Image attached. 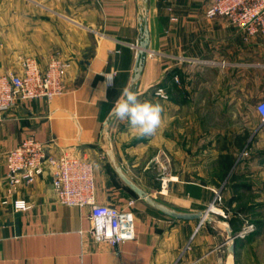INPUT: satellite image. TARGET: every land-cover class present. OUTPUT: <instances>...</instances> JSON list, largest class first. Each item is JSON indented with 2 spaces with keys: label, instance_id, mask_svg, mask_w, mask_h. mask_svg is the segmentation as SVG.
I'll return each mask as SVG.
<instances>
[{
  "label": "crops",
  "instance_id": "0c3cea01",
  "mask_svg": "<svg viewBox=\"0 0 264 264\" xmlns=\"http://www.w3.org/2000/svg\"><path fill=\"white\" fill-rule=\"evenodd\" d=\"M210 2L0 0V74L20 72L25 56L41 68L52 56L67 64L63 95L0 112V264H226V226L239 233L249 224L236 236L233 264H264V120L255 107L264 97V37L205 16ZM142 26L149 46L131 85ZM125 87L163 105L154 135L114 115L105 127ZM29 136L52 156L92 162L97 202L131 210L135 237L116 247L93 239L88 208L57 201L48 166L10 192L5 154ZM110 141L149 195L206 218L176 220L138 198L103 153ZM161 151L170 158L164 190ZM216 191L214 207L226 217L208 211ZM17 198L29 208L14 211Z\"/></svg>",
  "mask_w": 264,
  "mask_h": 264
},
{
  "label": "built area",
  "instance_id": "2783aa9c",
  "mask_svg": "<svg viewBox=\"0 0 264 264\" xmlns=\"http://www.w3.org/2000/svg\"><path fill=\"white\" fill-rule=\"evenodd\" d=\"M205 16H222L233 25L242 29L248 36L260 34L264 37V0H211L206 7ZM20 72L0 74V112L9 110L17 102L33 99L52 100L66 91L63 77L67 64L52 56L45 68L32 56L20 59ZM162 89H157L156 92ZM163 91V90H162ZM256 110L264 120V97L256 103ZM163 165L159 166L158 179L162 190L166 189L169 175L170 158L164 151L159 154ZM48 166L52 172V187L57 201L66 206L88 208L90 221L89 234L97 241H106L111 246L131 240L135 237V218L131 210H121L114 206L97 202L95 195L94 164L73 154L62 153L59 156L48 154L46 144L29 136L5 154V180L10 192L23 184L33 183ZM221 202L218 191L208 211L226 217L220 209L214 207ZM3 203H7L3 201ZM133 201L129 202L132 205ZM14 211L29 208L24 199H13ZM253 230L247 225L238 233L244 236Z\"/></svg>",
  "mask_w": 264,
  "mask_h": 264
},
{
  "label": "water",
  "instance_id": "95a60500",
  "mask_svg": "<svg viewBox=\"0 0 264 264\" xmlns=\"http://www.w3.org/2000/svg\"><path fill=\"white\" fill-rule=\"evenodd\" d=\"M146 7V3H144ZM149 46V33L146 26L141 27V37L138 45V50L136 54L134 74L131 79V85L137 83L140 78L141 71L144 64L145 52L148 50ZM113 116L111 112L109 117L105 122V127H108L109 119ZM103 153L107 158L108 163L112 167L115 174L126 184V186L140 199H142L146 204L152 208L158 210L159 212L170 216L176 220H199L203 221L206 218V212H188L179 210L172 207L171 205L162 202L155 197L149 195L121 166L117 160L111 141L109 145L103 149ZM226 231V252L227 259L226 264H233L235 257V244L236 236L238 233H233L230 226L227 225L225 228Z\"/></svg>",
  "mask_w": 264,
  "mask_h": 264
},
{
  "label": "clouds",
  "instance_id": "9594fccd",
  "mask_svg": "<svg viewBox=\"0 0 264 264\" xmlns=\"http://www.w3.org/2000/svg\"><path fill=\"white\" fill-rule=\"evenodd\" d=\"M113 78L108 76L109 81ZM157 95L163 96L164 93L160 90ZM112 113L119 120H126L140 136L150 137L162 124L163 105L159 101L141 100L137 92L125 87L113 103Z\"/></svg>",
  "mask_w": 264,
  "mask_h": 264
}]
</instances>
